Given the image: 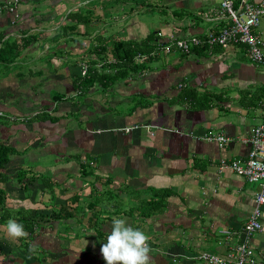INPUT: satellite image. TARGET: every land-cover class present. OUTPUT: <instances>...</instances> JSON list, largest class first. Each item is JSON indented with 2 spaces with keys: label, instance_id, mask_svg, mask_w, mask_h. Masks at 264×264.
Listing matches in <instances>:
<instances>
[{
  "label": "crops",
  "instance_id": "crops-1",
  "mask_svg": "<svg viewBox=\"0 0 264 264\" xmlns=\"http://www.w3.org/2000/svg\"><path fill=\"white\" fill-rule=\"evenodd\" d=\"M218 2L18 0L17 18L0 13V111L14 117L0 121L12 148L0 264H206L202 251L234 252L259 186L217 166L246 156L264 67L241 45L163 49L224 25ZM253 31L264 49V15ZM117 41H153L155 54L140 73L85 88L80 64L113 63ZM259 221L247 241L264 263V203Z\"/></svg>",
  "mask_w": 264,
  "mask_h": 264
},
{
  "label": "built area",
  "instance_id": "built-area-1",
  "mask_svg": "<svg viewBox=\"0 0 264 264\" xmlns=\"http://www.w3.org/2000/svg\"><path fill=\"white\" fill-rule=\"evenodd\" d=\"M18 0L0 2V13L8 12L14 18L18 17L16 6ZM219 15L226 18V23L215 31H207L203 36H190L178 38L163 45L165 52L176 49L183 53L190 52L192 47L205 45L206 47H221L228 45H241L251 62L264 67V49L262 39L254 33L253 29L258 25L259 19L264 15V0L243 1L238 8H233L230 0H219ZM145 55L135 57L140 62ZM87 65L80 64V74L86 72ZM11 118L0 111V117ZM128 130V128H125ZM206 140H214L219 145L227 140L222 134H204ZM248 145L246 156L243 159H219L217 170L229 168L235 174L242 176L248 182H257L259 188L254 196V206L246 218L242 232L244 238L235 246L233 253L224 256L202 251L198 258L206 264H264L252 254L248 246V238L261 229L259 221L260 206L264 203V109L258 124L250 128L249 134L242 139ZM132 242L135 239H131ZM142 246L145 243H141Z\"/></svg>",
  "mask_w": 264,
  "mask_h": 264
},
{
  "label": "trees",
  "instance_id": "trees-1",
  "mask_svg": "<svg viewBox=\"0 0 264 264\" xmlns=\"http://www.w3.org/2000/svg\"><path fill=\"white\" fill-rule=\"evenodd\" d=\"M153 41L152 44L148 47L140 46V45H132L128 43V41H117L114 43L112 47V55H113V60L114 62L109 64L108 62H103L102 68L98 69L97 67L94 69H89L87 67L86 72L81 76L79 82H85L86 85L85 88H87L89 85L92 84L94 81H99V82H107L109 80H114L118 78H123L126 75H129L132 72H142V67L145 61L149 59L155 52L151 49L153 46ZM198 47H206L205 45H200V46H195L192 47L191 49L198 48ZM151 49V50H150ZM138 55H145V58L140 61L136 62L135 57ZM7 58L3 59L0 58V62L6 61ZM88 66V65H87ZM107 66V67H106ZM106 67V69H109V71H105L103 68ZM189 95H191L189 93ZM7 115V114H5ZM11 118L8 117H0V121H3L4 118L7 120H13L14 117L10 115ZM16 119V118H15ZM12 153V148L10 145L6 144L3 140L0 139V178H3V169L6 163L9 160V156ZM21 172L18 173V176L20 175ZM20 177V176H19ZM3 192L0 189V206L2 205L3 201L1 199ZM152 206H155L152 204ZM7 214L3 212H0V220L3 221V217H5ZM26 217L22 220L24 223L29 222L28 220H25ZM27 229V228H26ZM28 230V229H27Z\"/></svg>",
  "mask_w": 264,
  "mask_h": 264
},
{
  "label": "rangeland",
  "instance_id": "rangeland-1",
  "mask_svg": "<svg viewBox=\"0 0 264 264\" xmlns=\"http://www.w3.org/2000/svg\"><path fill=\"white\" fill-rule=\"evenodd\" d=\"M40 158H49V156H48V155H43V156L40 157Z\"/></svg>",
  "mask_w": 264,
  "mask_h": 264
}]
</instances>
